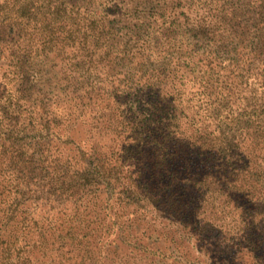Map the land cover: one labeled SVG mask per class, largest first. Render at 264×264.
Here are the masks:
<instances>
[{
    "label": "trees",
    "instance_id": "16d2710c",
    "mask_svg": "<svg viewBox=\"0 0 264 264\" xmlns=\"http://www.w3.org/2000/svg\"><path fill=\"white\" fill-rule=\"evenodd\" d=\"M152 3L0 0V264H199L209 247L210 264H264V83L236 55L253 29L245 48L264 57V1L222 16L242 29L199 54L208 72L149 95L139 80L165 62L130 43L180 16L191 58L216 33L193 1ZM52 58L63 96L33 84Z\"/></svg>",
    "mask_w": 264,
    "mask_h": 264
},
{
    "label": "rangeland",
    "instance_id": "374dc122",
    "mask_svg": "<svg viewBox=\"0 0 264 264\" xmlns=\"http://www.w3.org/2000/svg\"><path fill=\"white\" fill-rule=\"evenodd\" d=\"M151 1L154 4H158V0H151ZM188 1L195 2L192 13L196 15L199 12L200 15L206 19L205 21L206 24L210 25L211 28L214 27V30H216V33L213 35L212 33L207 34L208 37L205 39L207 40L206 41L207 43L204 44V46L201 44L195 47L194 55L191 56V58H189V52L191 49L189 45L192 42H194L195 45L197 43L196 42L197 38L191 36L192 33H188V35L183 33L185 31L184 29L185 26L183 27L179 25V23L183 21V17L180 16L177 18L178 19L177 23L175 25H172L171 27H169V25H166L164 26V28H162V30H160V28L158 27H156V29L151 27L150 30L151 33H149L150 35L149 40L153 41L151 45L150 43H146L145 41L147 35L146 34L144 36L145 37L144 42L140 41L137 43L136 41H138V38H136V40H134L128 46V49L133 48V50L136 52L141 51L142 56L145 55V58H147V55L150 52V49L148 50V48L150 47L153 50L152 54L155 56V58L153 56L151 60L155 61V64L159 61H161L162 63L165 62L164 66L166 67V69L164 70L163 68H161V70L157 72V76L151 78H148L149 76H147L142 78L144 72H140L138 74V77L135 78V83L138 82V79H140L141 76L142 79L139 80L140 84H144V83L149 84L146 90L149 95L156 94V87H154V84L158 86L160 85L161 91L162 89L164 90L166 87L167 90H169L168 92H171L172 88L176 84V80H178V78H180V76L183 73L187 72V70H189L191 67H194L196 63L198 64L196 66L197 67L196 69L198 71H201V73L204 71L208 72L209 71V67L207 65L208 61L207 59L205 60V56L201 57V55L199 54H202L205 48H210V47L217 48L218 45L222 43L221 36L219 34H222L223 32H225V30L232 28L231 26L232 24L225 25V20L220 22L222 16H225V14L227 13L230 14L233 12H236L237 16L242 15L243 12L251 13L252 11H254L255 13H258L262 8L261 5L263 4L264 0H188ZM163 2L164 0H161V3ZM168 2L171 3L173 2V0H168ZM174 2L177 3V0H174ZM185 2L186 1H183V3ZM182 10L183 9L181 7L179 9L177 8L178 14H180ZM218 21L219 23H217ZM239 27L231 29L238 31V32L233 31L235 32L232 34L233 37L240 35L242 28ZM259 28H261V30L264 32V24H261ZM247 30L248 33L252 35L251 37L250 35L249 37H246L243 43H239L238 52L237 54L236 53L235 54L239 57L240 64L245 65V74L247 76L252 75L250 78H252L254 80L252 81L255 83H264V57L263 56L256 57L255 54L252 53V51L245 48V46L248 43H250V41L253 40L254 38L253 29H247ZM120 34H122L121 36H125V39L121 40L122 44L120 46V49H122L126 46L125 43H127L128 40L126 38H129L131 35H133V33H130V28H126L122 30ZM233 37H231L230 40H232ZM236 38L237 39H234L236 40V43L241 42L243 40V37H236ZM261 39H264V33ZM142 48L144 49L142 50ZM198 50L200 53H198ZM165 54H168L167 55L168 57H163L165 56ZM221 54H223V52H221ZM235 54H230V56H234ZM143 58L144 57L141 56L136 57V62L134 61L135 62L134 65H136L139 68ZM185 60H190V63H187ZM5 62L6 61H2L1 63H5ZM187 64L189 65L187 66ZM37 70H38L37 72L38 74L36 76L37 78H32L34 79L33 84L40 86L43 92L47 96L50 97H54L55 95L63 96L65 95V93H70V89L67 88L70 80L67 78V75L64 74V66L62 65V62L58 58L55 59L52 58L48 61L43 62L42 64L38 65ZM248 70L249 72H247ZM249 197L247 201H249ZM216 217L217 216L214 213L209 214L208 220L213 222ZM263 223L264 222H261L262 227H264ZM169 237H171V235ZM161 238L163 237L161 236ZM170 244L171 243L169 241L167 244H163L162 242V245L167 247H170ZM173 250L174 248L172 246L170 251ZM206 252L205 251L199 253L197 252L200 255L199 264L213 263L217 253L215 248L209 247V249H207ZM257 254L258 256H262L264 258V244L258 250Z\"/></svg>",
    "mask_w": 264,
    "mask_h": 264
}]
</instances>
